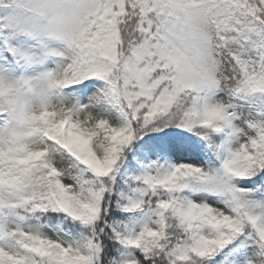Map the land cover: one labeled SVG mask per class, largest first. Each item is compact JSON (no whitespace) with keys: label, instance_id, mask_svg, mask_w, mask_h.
<instances>
[{"label":"snow or ice","instance_id":"1","mask_svg":"<svg viewBox=\"0 0 264 264\" xmlns=\"http://www.w3.org/2000/svg\"><path fill=\"white\" fill-rule=\"evenodd\" d=\"M0 264H264V0H0Z\"/></svg>","mask_w":264,"mask_h":264}]
</instances>
